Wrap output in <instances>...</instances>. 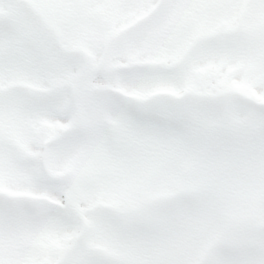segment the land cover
Listing matches in <instances>:
<instances>
[{"label": "snow or ice", "instance_id": "obj_1", "mask_svg": "<svg viewBox=\"0 0 264 264\" xmlns=\"http://www.w3.org/2000/svg\"><path fill=\"white\" fill-rule=\"evenodd\" d=\"M0 264H264V0H0Z\"/></svg>", "mask_w": 264, "mask_h": 264}]
</instances>
